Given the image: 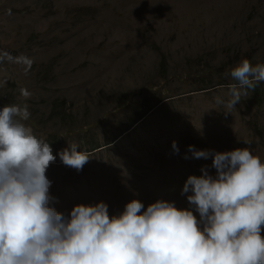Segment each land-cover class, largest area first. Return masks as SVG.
Returning <instances> with one entry per match:
<instances>
[{
    "label": "rangeland",
    "instance_id": "1",
    "mask_svg": "<svg viewBox=\"0 0 264 264\" xmlns=\"http://www.w3.org/2000/svg\"><path fill=\"white\" fill-rule=\"evenodd\" d=\"M244 59L264 64V0H0V109L26 105L50 143V206L65 217L175 202L190 175H216L190 145L264 162V97L249 90L225 114L226 73ZM70 143L90 156L82 170L60 159Z\"/></svg>",
    "mask_w": 264,
    "mask_h": 264
},
{
    "label": "clouds",
    "instance_id": "2",
    "mask_svg": "<svg viewBox=\"0 0 264 264\" xmlns=\"http://www.w3.org/2000/svg\"><path fill=\"white\" fill-rule=\"evenodd\" d=\"M228 77L235 83L226 115L264 82V64L244 59ZM29 118L26 105L0 109V264H264V162L249 147L213 152L190 145L193 158H213L216 175L207 166L190 175L175 202L158 200L144 210L134 199L119 215L103 201L78 204L65 217L50 206L46 173L56 156L23 123ZM172 147L178 154L175 141ZM77 148L70 143L59 156L82 170L90 156ZM188 203L199 218L180 209Z\"/></svg>",
    "mask_w": 264,
    "mask_h": 264
},
{
    "label": "trees",
    "instance_id": "3",
    "mask_svg": "<svg viewBox=\"0 0 264 264\" xmlns=\"http://www.w3.org/2000/svg\"><path fill=\"white\" fill-rule=\"evenodd\" d=\"M263 86H264V82H260V83L256 86V88H255V93L257 92V95L259 96V97L257 96L256 99H259L260 97H264ZM255 93H254V96L256 95Z\"/></svg>",
    "mask_w": 264,
    "mask_h": 264
}]
</instances>
